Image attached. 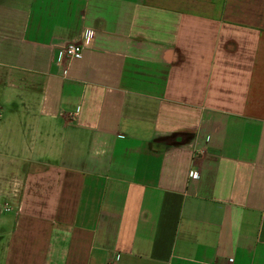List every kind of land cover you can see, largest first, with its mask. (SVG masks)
<instances>
[{
	"label": "crops",
	"instance_id": "0c3cea01",
	"mask_svg": "<svg viewBox=\"0 0 264 264\" xmlns=\"http://www.w3.org/2000/svg\"><path fill=\"white\" fill-rule=\"evenodd\" d=\"M0 264H264V0H0Z\"/></svg>",
	"mask_w": 264,
	"mask_h": 264
},
{
	"label": "built area",
	"instance_id": "2783aa9c",
	"mask_svg": "<svg viewBox=\"0 0 264 264\" xmlns=\"http://www.w3.org/2000/svg\"><path fill=\"white\" fill-rule=\"evenodd\" d=\"M82 50L81 45L75 42H70L65 46L64 54L68 57L80 56L82 54ZM189 176L194 178L196 177L195 173H190Z\"/></svg>",
	"mask_w": 264,
	"mask_h": 264
}]
</instances>
